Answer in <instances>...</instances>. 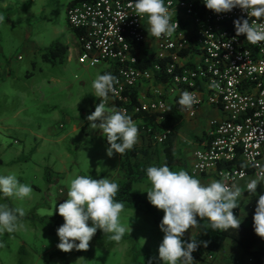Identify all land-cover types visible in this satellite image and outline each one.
<instances>
[{
	"label": "rangeland",
	"instance_id": "obj_1",
	"mask_svg": "<svg viewBox=\"0 0 264 264\" xmlns=\"http://www.w3.org/2000/svg\"><path fill=\"white\" fill-rule=\"evenodd\" d=\"M4 2L6 8L0 10V15L5 17L0 22V64L4 65L3 70L7 71L8 67L10 72L7 75L4 71V81H0V175L14 173L21 183L29 184L33 192L23 200L0 193V204L23 207L26 213L21 219L22 228L0 235V241L5 244L0 247V264H163L158 251L164 236L162 231L155 235L161 241L159 245L142 246L146 250L137 246L128 249V232L120 242H115L100 229L86 251L63 252L57 248L56 229L64 223L58 206L67 198L70 179L90 175L94 179L107 177L117 182L121 174L117 169V156L107 155L108 147L100 135L85 132L89 130L86 129L89 123L81 122L83 129L69 131L72 123L67 119L77 116L83 120L82 110H87L97 100L91 86L94 69L78 64L72 66L73 63L66 65V52L61 58L59 49L60 57L52 63L42 61L37 52L32 59L23 49L24 45L31 47L34 43L46 47L51 41L67 44L71 41V27L65 19L67 0ZM140 126L137 125L138 129ZM47 128L54 132L47 135ZM140 129L137 143L143 141ZM34 133L39 136L34 137ZM56 134L65 136L58 140L54 138ZM88 137H92L93 145H89ZM161 162V158L158 159L159 166ZM151 164L157 165L155 161ZM148 203L161 222L163 210ZM128 209L131 208H124L120 213L121 223L127 227L130 223L140 225L150 240L153 235L147 226L153 217ZM203 221L209 229L208 222ZM88 223L91 226V221Z\"/></svg>",
	"mask_w": 264,
	"mask_h": 264
},
{
	"label": "built area",
	"instance_id": "obj_2",
	"mask_svg": "<svg viewBox=\"0 0 264 264\" xmlns=\"http://www.w3.org/2000/svg\"><path fill=\"white\" fill-rule=\"evenodd\" d=\"M134 2L80 0L65 8L67 24L78 30L77 64L113 66L118 84L109 101L131 117L144 114L159 123L168 106L166 96L179 101L183 91L198 99L191 109L179 105L187 117H193L202 102L217 107L221 118L208 121L207 141L192 151L188 171L245 189L264 169V42L251 44L245 35L237 36L234 21L251 23L254 18L239 7L217 14L203 0H164L173 14L171 22L179 27L171 37L156 38L148 33L147 16L134 12ZM147 60L150 63L142 65ZM161 76L164 80L156 83L155 77ZM143 83L148 87L140 92ZM167 132L144 128L155 144L162 143Z\"/></svg>",
	"mask_w": 264,
	"mask_h": 264
},
{
	"label": "clouds",
	"instance_id": "obj_3",
	"mask_svg": "<svg viewBox=\"0 0 264 264\" xmlns=\"http://www.w3.org/2000/svg\"><path fill=\"white\" fill-rule=\"evenodd\" d=\"M207 9L215 13L230 12L239 7L247 13L249 19L234 21L236 35H245L248 42H264V0H203ZM139 17L147 16L148 33L156 38L171 37L178 23H172V12L165 6L164 0H135L132 5ZM5 17L0 15V22ZM96 63V61H94ZM118 79L111 73L97 74L92 81L94 95L101 102L95 111L87 116L92 129H100L110 145L106 149L109 157L114 153L123 155L131 150L138 139L139 129L127 110L108 107L110 93L116 91ZM185 109H191L198 99L195 93L183 91L178 101ZM151 187L146 191L148 201L164 216L159 224L164 233L159 245V259L163 264H194L192 253L198 248L196 240L183 241L186 230L200 225L199 216L208 222L212 230L226 231L238 229L240 219L233 209L239 204L238 199L245 189L255 195L258 184L264 182V169L255 178L250 179L242 189L235 183L228 184L222 180H212L207 184L190 175L186 170L172 171L169 166H150L146 169ZM119 185L104 177L94 179L90 175H76L68 182L67 198L58 206V214L64 223L56 229L59 237L57 248L63 252L73 249L88 250L89 242L98 229L108 238L120 242L128 232V227L121 223L120 213L124 203L114 200ZM33 188L21 183L13 174L0 175V193L5 197L23 200L30 197ZM56 207V206H55ZM55 209V208H54ZM26 215L23 207H10L0 204V235L11 234L24 225L21 219ZM91 221V226H89ZM253 228L264 239V194L259 195L253 216ZM78 241V243H77ZM205 247L207 243L204 242ZM0 241V247H4ZM151 264V262H149Z\"/></svg>",
	"mask_w": 264,
	"mask_h": 264
},
{
	"label": "crops",
	"instance_id": "obj_4",
	"mask_svg": "<svg viewBox=\"0 0 264 264\" xmlns=\"http://www.w3.org/2000/svg\"><path fill=\"white\" fill-rule=\"evenodd\" d=\"M71 1V0H67L65 6L67 5V3ZM3 0H0V10H2L3 8H6L5 2L3 3ZM2 4V5H1ZM72 32L73 37L71 38V41L67 44V43H62L59 40H56L58 42V49L62 52V55L65 54L66 52V56H65V64L68 65L69 63H73L74 65L72 66H76L77 62H76V56L78 54L79 51V44L77 41V35H78V30L74 31L73 29L70 30ZM52 43V41H51ZM147 45L151 46V41L149 39H147L146 41ZM49 46V45H48ZM48 46L46 47H40L37 45V43L33 44L31 47H27V45L23 46V49L28 53L29 57H31L32 59H34V56L36 54V52L38 53V57L45 62H50L52 63V61L49 60H44L42 58V55L45 53V51L47 50ZM2 54L0 53V58H1ZM57 57H60L59 54H57V56H55L54 58H52L53 61H55V59ZM60 58V59H61ZM184 59H187L186 57ZM183 59V60H184ZM60 62V60L58 61ZM150 63V60L147 61H143L142 65H148ZM2 63L0 64V78L2 76V78L0 79V81H4V75H8V72H10V69L7 67V71L6 69L3 70L2 68ZM4 66V65H3ZM79 66V65H78ZM83 67V66H82ZM79 68V67H76ZM86 68V67H84ZM67 68L65 67L63 70L65 71ZM94 74H93V78L95 79V77L97 76V74H105V73H114V69L113 66L107 64V63H102L99 64L97 66H95L94 68ZM6 74H5V72ZM24 75H28L27 72H24ZM53 80V77H50ZM161 78V77H160ZM159 80L155 77V82L159 83L160 81L164 80V79H160ZM59 80V78H58ZM57 81V79H56ZM60 81V80H59ZM148 87V83H143L140 85L139 87V91L142 92L147 89ZM201 96L204 97V94L202 91L199 92ZM94 95V94H93ZM175 98H177L176 96L173 95H167L166 96V100H168V105L172 104L175 100ZM96 101L95 103L91 101V105L89 106V108L87 110H82L81 114L82 117H84L83 120H81L79 117H75L73 116V119H67V121H70V123H72L71 128L69 129V131H75L76 129H83L84 127L81 126V122H84L85 125H87L88 123L90 124V122L87 120V116L89 115V110L93 107H96L99 103H100V98L96 97ZM110 98H108V103L107 106L108 107H114L113 103H111V101H109ZM179 115L181 117V124L179 126V128L177 129V131L175 132V136L172 140V154L175 157V162L179 163V164H172L169 166L170 170L172 171H179V170H186L188 173V166L191 162V153L195 148H203L204 143L207 141V132L209 130V126H208V121L210 119H220L221 118V112L217 107L211 106L209 104H207L206 102H202L195 115L193 117H187L185 115H183L180 111ZM85 113V115H83ZM149 118L147 116H145L144 114H138L134 117H131L133 119V121L136 123V125L142 123L143 118ZM152 122H153V118L150 117ZM20 128V127H19ZM89 129L88 131L85 130L86 133H91V134H96V135H100L101 137V141L105 144L104 139H103V134L102 131L100 129H92L90 127V125H88L86 127V129ZM20 130H22V128H20ZM92 130V131H91ZM52 132V128H47V135H50ZM84 132V131H83ZM39 133H34V137H38ZM54 135V134H53ZM65 135L64 134H59V135H55L54 138L61 140ZM88 143L89 145H93V139L92 137H88ZM106 145V144H105ZM107 146V145H106ZM108 147V146H107ZM154 150L156 151V153H152L149 158H150V162L155 161L156 162V166H159V164L157 163L158 159L161 158L162 162L161 165H165V160H164V156L162 153V149L159 145H154L153 146ZM2 153H4V151L2 150ZM116 155V153H114ZM117 156V155H116ZM180 161H182L183 166H181ZM118 162V161H117ZM174 162V163H175ZM150 166H154L152 164H150ZM118 169V168H117ZM195 178H198L201 183L207 184L212 180H215V178L211 175V174H204L201 176H195ZM151 187L150 182L148 181L147 178H144L138 182H133L131 184V191L134 192L135 194H137L139 196V198L143 199V200H147V190ZM264 194V182H262L261 184H258L257 189H256V194H250L249 192L244 191L242 196L238 199L237 203L239 204V206L237 208H235V216H237L240 221L242 223H247L249 222V220H251L254 216L255 213V208L257 205V201L259 198V195ZM128 211L131 212H140L143 214H148L145 210L144 207L142 206V204H137L134 208L128 209ZM145 212V213H144ZM150 217L151 215L148 214ZM198 221H201L204 223V225L206 226L205 222L201 219H199ZM151 223L147 226V228L149 229V231L151 232V234L153 235V237H151V239L149 240L148 236L144 234L143 229H140L139 227H141L140 225L136 224V223H130L128 224V236H130V243L128 245V249L129 248H133L135 246H137L138 248H142L146 247L148 248L149 245L151 244H157L159 245V243L161 242L155 235H157L158 232H160V227L159 224L160 222L156 219L152 221H150ZM208 232L212 233L214 230L212 229H208V227L206 226ZM197 232V228H191L189 229L182 237L183 241H191V239H193V236L196 234ZM140 239V241H139ZM258 245H262L263 248V255H264V242H258L254 245V247L252 248H256ZM143 246V247H142ZM256 246V247H255ZM146 250V249H144ZM148 251V250H147ZM196 253H192L193 259H194V264H246L249 261V255L247 253L244 252V250L240 247V245L235 242L232 239L229 238H224L222 240V242L218 245V249L213 253L214 258L210 259V261L206 260V259H196ZM264 264V256H263V262ZM159 264V263H158Z\"/></svg>",
	"mask_w": 264,
	"mask_h": 264
},
{
	"label": "trees",
	"instance_id": "obj_5",
	"mask_svg": "<svg viewBox=\"0 0 264 264\" xmlns=\"http://www.w3.org/2000/svg\"><path fill=\"white\" fill-rule=\"evenodd\" d=\"M80 0H71L67 3L66 8L78 2ZM74 31L76 29L71 28ZM58 42H53L47 48L45 52L50 54L48 57L44 53L42 58L44 60H50L53 62L52 58L57 56L58 54ZM184 51L181 52L183 54ZM158 80L160 77H156ZM165 78L161 76V80ZM95 111V107L89 110V115ZM179 103L178 99L175 98L174 102L167 106L163 113V118L159 123L152 122L151 118H143L140 129V136L142 138L141 143H135L131 150H126V152L120 156L117 154V168L121 174V179L116 183L119 185V190L114 197V200L117 202H123L124 208H134L137 204H142L144 210L150 214L154 220H156L155 213L149 207V203L147 200H143L139 198L137 194L131 191V184L133 182H138L144 178H147L146 169L150 167V158L149 156L152 153H156L153 146L159 145L162 149V153L164 156V160L167 166L174 164L175 157L172 154V140L175 136V132L179 128L181 124V117L179 115ZM150 125L155 129H166L168 132L165 135L162 143L155 144L151 137L148 134L144 133V128ZM103 139L105 144L109 147L110 145L107 142L106 137L103 135ZM181 166H183L182 161H180ZM190 174V173H189ZM191 175V174H190ZM194 176V175H192ZM195 177V176H194ZM235 209H233V213ZM235 215V213H234ZM200 225L197 228L196 234L193 236V239L197 241L198 248L194 252L196 253V259H206L210 261V259L214 258L213 253L218 249V245L222 242L224 238H229L237 242L240 247L244 250L245 253L249 255V261L246 264H263V248L262 245H254L258 242H264V239L256 235L253 228V218L249 220L247 223H240V227L238 229H228L226 231L214 230L212 233L208 232L206 226L203 222L198 221ZM204 242L207 243L205 247ZM210 256L211 258H207Z\"/></svg>",
	"mask_w": 264,
	"mask_h": 264
}]
</instances>
